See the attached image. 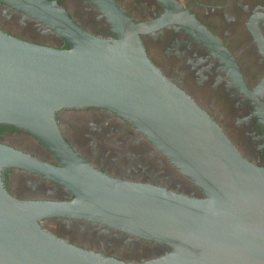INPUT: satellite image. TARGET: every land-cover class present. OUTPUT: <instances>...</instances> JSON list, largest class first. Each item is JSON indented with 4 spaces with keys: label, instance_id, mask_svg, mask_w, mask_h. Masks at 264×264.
Instances as JSON below:
<instances>
[{
    "label": "water",
    "instance_id": "95a60500",
    "mask_svg": "<svg viewBox=\"0 0 264 264\" xmlns=\"http://www.w3.org/2000/svg\"><path fill=\"white\" fill-rule=\"evenodd\" d=\"M88 1L110 37L86 31L54 1L0 0L70 44L59 49L0 31V124L25 129L63 165L0 143V264H264V165L246 158L152 63L140 35L178 18L211 48L223 49L221 42L170 0L175 10L145 22L130 17L116 0ZM82 107L106 108L134 127L201 195L114 178L86 163L64 140L55 118L62 109ZM4 168L56 181L76 199L13 197L1 179ZM50 218L96 222L169 250L121 261L54 236L41 223Z\"/></svg>",
    "mask_w": 264,
    "mask_h": 264
},
{
    "label": "flooded vegetation",
    "instance_id": "af4514ba",
    "mask_svg": "<svg viewBox=\"0 0 264 264\" xmlns=\"http://www.w3.org/2000/svg\"><path fill=\"white\" fill-rule=\"evenodd\" d=\"M49 1L65 9L86 31L111 36L100 12L88 0ZM116 1L139 22L158 20L174 9L167 0ZM170 1L213 34L223 49L211 48L198 40L182 24L184 21L170 18L166 24L140 35L148 57L222 128L246 158L264 165V0ZM0 31L27 42L70 48L64 38L2 2ZM55 118L64 140L101 172L189 196L201 195L198 186L139 131L108 109H62ZM0 143L63 167L46 145L25 129L0 124ZM1 179L6 191L18 199H76L62 184L27 170L4 168ZM41 223L48 232L70 244L125 262L161 256L169 250L163 244L96 222L50 218Z\"/></svg>",
    "mask_w": 264,
    "mask_h": 264
}]
</instances>
